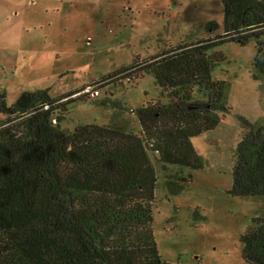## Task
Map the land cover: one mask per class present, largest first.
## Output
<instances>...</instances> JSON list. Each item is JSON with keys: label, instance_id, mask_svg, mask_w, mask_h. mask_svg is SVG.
I'll return each instance as SVG.
<instances>
[{"label": "trees", "instance_id": "trees-1", "mask_svg": "<svg viewBox=\"0 0 264 264\" xmlns=\"http://www.w3.org/2000/svg\"><path fill=\"white\" fill-rule=\"evenodd\" d=\"M223 33L134 59L104 76L153 75L166 103L134 109L141 134L118 125L61 123L75 100L48 89L23 92L7 105L0 92V264H169L153 233L158 177L148 150L163 164L203 167L191 142L213 130L231 107L226 84L211 72L208 51L256 41V80L264 77V0H221ZM215 20L206 23L215 30ZM199 95V96H197ZM246 129L236 146L230 196L264 197V126ZM167 181L171 195L190 181ZM198 207L193 219L201 218ZM239 237L247 264H264V217Z\"/></svg>", "mask_w": 264, "mask_h": 264}, {"label": "rangeland", "instance_id": "rangeland-1", "mask_svg": "<svg viewBox=\"0 0 264 264\" xmlns=\"http://www.w3.org/2000/svg\"><path fill=\"white\" fill-rule=\"evenodd\" d=\"M215 20L219 27L207 31ZM221 0H0V92L10 105L25 91L48 89L75 100L61 123L118 125L141 134L134 109L166 103L153 75L125 78L112 71L180 43L223 33ZM217 59L211 75L226 84L231 107L219 124L193 136L203 167L163 164L148 150L158 177L152 228L169 264H247L240 235L264 217V197L230 196L236 146L246 129L264 126V77L256 80V41L227 42L208 51ZM199 96V95H197ZM5 115L0 112V122ZM184 188L171 195L167 181ZM202 215L194 220L196 208Z\"/></svg>", "mask_w": 264, "mask_h": 264}]
</instances>
